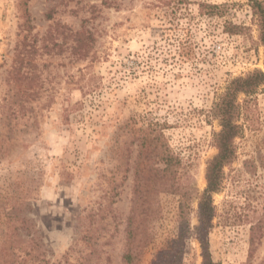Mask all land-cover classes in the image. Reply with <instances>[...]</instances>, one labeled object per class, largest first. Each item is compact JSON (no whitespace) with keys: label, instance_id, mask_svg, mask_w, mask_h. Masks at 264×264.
Returning a JSON list of instances; mask_svg holds the SVG:
<instances>
[{"label":"rangeland","instance_id":"rangeland-1","mask_svg":"<svg viewBox=\"0 0 264 264\" xmlns=\"http://www.w3.org/2000/svg\"><path fill=\"white\" fill-rule=\"evenodd\" d=\"M255 69L264 45L249 0H0V240L12 211L33 225L43 264H125L140 142L160 122L190 190L158 195L139 264L177 232L181 202V264H202L197 209L221 129L211 110ZM238 103L209 245L219 264H264L263 88Z\"/></svg>","mask_w":264,"mask_h":264},{"label":"trees","instance_id":"trees-1","mask_svg":"<svg viewBox=\"0 0 264 264\" xmlns=\"http://www.w3.org/2000/svg\"><path fill=\"white\" fill-rule=\"evenodd\" d=\"M249 2L257 17L259 41L264 45V4L262 0H249ZM200 6L204 10L208 5ZM24 10L27 13L26 7ZM244 29L242 25L226 24L224 30L226 33L238 34ZM84 43L81 41L73 50L85 54L87 48H84ZM262 88L264 90V70L255 69L243 76L232 78L212 107L211 114L220 120L221 129L214 134L218 153L208 160L207 185L199 197L197 209L196 236L202 248V264H219L214 261L209 245V235L216 216L213 194L221 190L224 167L235 159L234 141L241 134V126L238 124L240 117L238 98L240 94L252 95ZM143 134L135 170L133 206L128 222L126 251L123 255L125 264H139L141 255L154 239L149 220L155 219L161 211L158 195L169 193L184 197L190 190L189 186L182 185L178 181L182 161L174 154L165 138L163 124L151 122ZM183 212L184 207L181 202L177 215L179 223L176 226L177 232L158 251L152 264H181L184 250L181 218ZM5 215L8 217V224L6 233L0 240V264H43L40 261L43 250L37 238L31 236L30 228L33 225L29 224L30 221L23 217L15 219L12 211Z\"/></svg>","mask_w":264,"mask_h":264}]
</instances>
